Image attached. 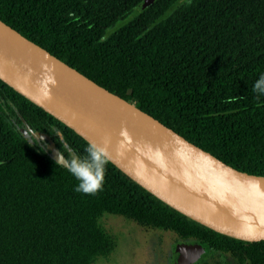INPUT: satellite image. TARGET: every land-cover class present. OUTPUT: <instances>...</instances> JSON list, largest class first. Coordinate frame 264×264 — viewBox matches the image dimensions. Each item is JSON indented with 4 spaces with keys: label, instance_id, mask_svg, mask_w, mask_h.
<instances>
[{
    "label": "trees",
    "instance_id": "obj_1",
    "mask_svg": "<svg viewBox=\"0 0 264 264\" xmlns=\"http://www.w3.org/2000/svg\"><path fill=\"white\" fill-rule=\"evenodd\" d=\"M144 1L0 0V18L196 145L264 175V95L252 90L264 74V0ZM18 112L35 129H61L81 156L89 143L0 78V264L109 260L105 212L201 243L193 264H264V239L202 223L111 160L101 191L75 192L67 167L16 127Z\"/></svg>",
    "mask_w": 264,
    "mask_h": 264
},
{
    "label": "water",
    "instance_id": "obj_2",
    "mask_svg": "<svg viewBox=\"0 0 264 264\" xmlns=\"http://www.w3.org/2000/svg\"><path fill=\"white\" fill-rule=\"evenodd\" d=\"M0 78L89 142L110 138L111 161L164 201L221 232L248 241L264 239V175L238 169L196 145L1 18ZM19 116L22 135L56 161L61 153L67 155L55 134L77 152L61 129L53 134L35 129ZM122 129L127 140L120 136ZM201 193L211 194L213 201L206 204ZM202 253L201 243L182 242L173 264H193Z\"/></svg>",
    "mask_w": 264,
    "mask_h": 264
},
{
    "label": "rangeland",
    "instance_id": "obj_3",
    "mask_svg": "<svg viewBox=\"0 0 264 264\" xmlns=\"http://www.w3.org/2000/svg\"><path fill=\"white\" fill-rule=\"evenodd\" d=\"M101 224L116 238V247L109 260L98 264H171L179 238L171 232L153 229L109 212Z\"/></svg>",
    "mask_w": 264,
    "mask_h": 264
},
{
    "label": "clouds",
    "instance_id": "obj_4",
    "mask_svg": "<svg viewBox=\"0 0 264 264\" xmlns=\"http://www.w3.org/2000/svg\"><path fill=\"white\" fill-rule=\"evenodd\" d=\"M252 90L258 94L257 98L264 95V74L255 82ZM120 136L127 140L129 134L126 129H122ZM62 143L63 149L68 152V156L65 157L61 153L57 163L67 167L68 172L78 181L74 191L85 195L97 194L103 189L107 165L111 160L110 138H105L103 143H87L84 149L86 155L84 156L72 150L63 140ZM120 147H124L123 141Z\"/></svg>",
    "mask_w": 264,
    "mask_h": 264
},
{
    "label": "flooded vegetation",
    "instance_id": "obj_5",
    "mask_svg": "<svg viewBox=\"0 0 264 264\" xmlns=\"http://www.w3.org/2000/svg\"><path fill=\"white\" fill-rule=\"evenodd\" d=\"M12 119H13V122H14V124L16 125V127H18L19 125H23V124H22V121H21V122L18 121L16 117H12ZM56 131H57V128H56V127H53V128H51V129L48 130V132H51L52 134H53V133H56ZM54 138L56 139L57 144H59V145L61 146V148H62L63 143L61 142L59 136H58L57 134H55V135H54ZM37 144H38V142H37ZM181 243H182V242H181ZM181 243H180V244H181ZM178 246H179V245H178ZM178 246H177V248H176V251H177V249H178ZM176 251H175V252H176ZM173 256H174V255H173ZM173 258H174V257H173ZM200 258H201V257H200ZM200 258H199V259H200ZM199 259H198V260H199ZM198 260H196V261H198ZM196 261H195V262H196ZM195 262H193V263H195ZM172 263H173V260H172Z\"/></svg>",
    "mask_w": 264,
    "mask_h": 264
},
{
    "label": "bare ground",
    "instance_id": "obj_6",
    "mask_svg": "<svg viewBox=\"0 0 264 264\" xmlns=\"http://www.w3.org/2000/svg\"><path fill=\"white\" fill-rule=\"evenodd\" d=\"M198 197H200V199H202L206 204H207L206 200L212 199L213 201V198H214L213 196H211V194H208V193H201L198 195Z\"/></svg>",
    "mask_w": 264,
    "mask_h": 264
}]
</instances>
